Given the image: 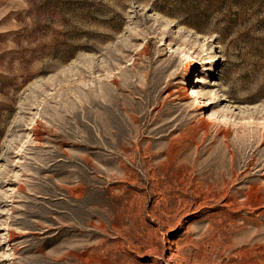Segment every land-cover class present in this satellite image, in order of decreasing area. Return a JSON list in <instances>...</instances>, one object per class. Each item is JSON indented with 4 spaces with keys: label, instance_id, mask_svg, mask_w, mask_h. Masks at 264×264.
Masks as SVG:
<instances>
[{
    "label": "rangeland",
    "instance_id": "obj_1",
    "mask_svg": "<svg viewBox=\"0 0 264 264\" xmlns=\"http://www.w3.org/2000/svg\"><path fill=\"white\" fill-rule=\"evenodd\" d=\"M0 264H264V0H0Z\"/></svg>",
    "mask_w": 264,
    "mask_h": 264
},
{
    "label": "bare ground",
    "instance_id": "obj_2",
    "mask_svg": "<svg viewBox=\"0 0 264 264\" xmlns=\"http://www.w3.org/2000/svg\"><path fill=\"white\" fill-rule=\"evenodd\" d=\"M212 46V45H211ZM211 49H212V47H211ZM214 52H215V49H214ZM212 56H214V55H212Z\"/></svg>",
    "mask_w": 264,
    "mask_h": 264
}]
</instances>
